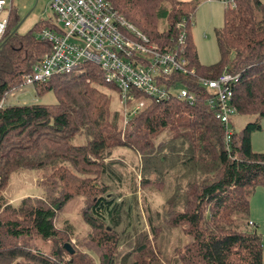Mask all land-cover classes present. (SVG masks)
I'll return each instance as SVG.
<instances>
[{
	"label": "trees",
	"instance_id": "obj_1",
	"mask_svg": "<svg viewBox=\"0 0 264 264\" xmlns=\"http://www.w3.org/2000/svg\"><path fill=\"white\" fill-rule=\"evenodd\" d=\"M103 1L160 50L173 48L183 32L184 57L196 76L236 74L230 105L235 116L252 121L235 133L234 115L229 119L226 148L203 89L182 75L168 83L185 86L194 103L155 102L137 93L143 106L125 124L116 92L93 65L34 85L36 96L50 92L55 103L0 108V193L13 176L40 173L45 198H26L15 208L0 194V264H262L248 208L255 189L264 188V151L251 148L264 119V6L235 0L223 9L214 31L218 61L205 67L190 38L196 1ZM8 23L2 41L13 29ZM45 28L53 23L37 22L0 46V100L48 51L35 36ZM117 150L137 162L114 158ZM139 190L161 199L160 211L146 207L144 228ZM75 198L84 200L79 216L88 233L72 248V227L54 223L55 209ZM37 241L51 242L49 252L37 249Z\"/></svg>",
	"mask_w": 264,
	"mask_h": 264
},
{
	"label": "built area",
	"instance_id": "obj_2",
	"mask_svg": "<svg viewBox=\"0 0 264 264\" xmlns=\"http://www.w3.org/2000/svg\"><path fill=\"white\" fill-rule=\"evenodd\" d=\"M216 1L227 9L235 4V0ZM48 8L53 28L42 29L35 36L49 49L22 76L19 87L33 88L53 76L77 72L84 64L93 65L102 81L116 92L125 124L142 108L140 97L155 102L174 97L187 105L194 103L193 93L185 86L168 83L173 75H182L194 79L203 89L206 104L223 127V142L228 147L229 119L235 114L230 105L231 89L237 75L222 71L214 79L196 76L184 57L183 32L173 48L160 50L103 0H50ZM8 10V2L0 0V42L7 27L3 14ZM137 93L140 97L135 96Z\"/></svg>",
	"mask_w": 264,
	"mask_h": 264
},
{
	"label": "rangeland",
	"instance_id": "obj_3",
	"mask_svg": "<svg viewBox=\"0 0 264 264\" xmlns=\"http://www.w3.org/2000/svg\"><path fill=\"white\" fill-rule=\"evenodd\" d=\"M50 0H6L8 2V13L3 16L9 19L8 29L16 27L18 34H24L32 26L40 21H51L54 19L48 8ZM264 6V0H258ZM198 3L191 21L190 38L195 50L196 60L201 66H210L218 61V53L215 45L214 31L222 26V11L224 6L215 0H196ZM7 29V30H8ZM55 103L52 93L48 92L42 96H36L35 91L29 87H19L10 91L3 99L4 106H29V105H51ZM116 94L111 93V107L116 108ZM232 127L235 133L239 132L243 125L252 121V117L233 116L231 118ZM262 140V142H260ZM264 133L256 134L252 138V149L259 150L264 146ZM114 158H120L127 164L136 163L134 158L125 150L114 152ZM130 168L135 172L134 168ZM128 168V170L130 169ZM136 181L138 177H135ZM43 176L40 173H20L12 177L7 187L0 193L5 203L12 207H18L23 199H44V190L41 184ZM137 201V211L141 218L143 228L145 227L144 216L146 207L155 208L158 211L161 199L150 190H139L135 194ZM84 200L75 198L62 208L56 211L55 227L62 228L68 226L73 229L74 237L71 236L68 244L76 247V240L87 238L88 229L84 226L80 218V211L83 208ZM248 219L256 227L261 237L262 264H264V188L257 187L249 198ZM51 242H36L37 249L43 253H48Z\"/></svg>",
	"mask_w": 264,
	"mask_h": 264
},
{
	"label": "crops",
	"instance_id": "obj_4",
	"mask_svg": "<svg viewBox=\"0 0 264 264\" xmlns=\"http://www.w3.org/2000/svg\"><path fill=\"white\" fill-rule=\"evenodd\" d=\"M177 1H181V2H189V1H196V0H177ZM216 1V0H215ZM198 4V3H197ZM260 133H264V119L261 120V131L259 133H256V134H260ZM256 134L252 135L251 136V148H252V138L254 136H256ZM260 142H262V140H260ZM264 144V143H263ZM253 150V149H252ZM254 152H263L264 151V146L263 148L259 149V150H253Z\"/></svg>",
	"mask_w": 264,
	"mask_h": 264
},
{
	"label": "water",
	"instance_id": "obj_5",
	"mask_svg": "<svg viewBox=\"0 0 264 264\" xmlns=\"http://www.w3.org/2000/svg\"><path fill=\"white\" fill-rule=\"evenodd\" d=\"M19 25L20 24H18L16 27H13V29L10 31L9 35L0 43V46H2L11 35H13L17 32V28Z\"/></svg>",
	"mask_w": 264,
	"mask_h": 264
}]
</instances>
